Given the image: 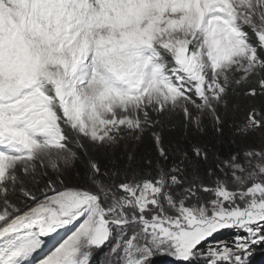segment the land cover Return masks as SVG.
<instances>
[{
	"label": "snow or ice",
	"instance_id": "1",
	"mask_svg": "<svg viewBox=\"0 0 264 264\" xmlns=\"http://www.w3.org/2000/svg\"><path fill=\"white\" fill-rule=\"evenodd\" d=\"M139 3L0 0V264L264 251V0Z\"/></svg>",
	"mask_w": 264,
	"mask_h": 264
},
{
	"label": "rangeland",
	"instance_id": "2",
	"mask_svg": "<svg viewBox=\"0 0 264 264\" xmlns=\"http://www.w3.org/2000/svg\"><path fill=\"white\" fill-rule=\"evenodd\" d=\"M232 2L238 5L240 18L247 20L248 17L246 15V11L249 8L248 0H232ZM215 3H217V0H177L176 15L182 18L183 26L187 27L189 24V18L194 12H198L201 7L207 9L208 7L213 6ZM165 4H167V0L163 3L157 0H148L145 4L146 7L143 9L137 8L138 11H133L132 13L136 16H146L152 14L154 8H159L161 5ZM214 22L217 24L218 28L222 29L224 35L233 36L234 38V34L226 27V25H224L223 21H221L219 18H214Z\"/></svg>",
	"mask_w": 264,
	"mask_h": 264
},
{
	"label": "trees",
	"instance_id": "3",
	"mask_svg": "<svg viewBox=\"0 0 264 264\" xmlns=\"http://www.w3.org/2000/svg\"><path fill=\"white\" fill-rule=\"evenodd\" d=\"M69 134L71 135V132H69ZM120 150L121 149H117V151H120ZM253 264H264V251H260L256 253L254 260H253Z\"/></svg>",
	"mask_w": 264,
	"mask_h": 264
},
{
	"label": "bare ground",
	"instance_id": "4",
	"mask_svg": "<svg viewBox=\"0 0 264 264\" xmlns=\"http://www.w3.org/2000/svg\"><path fill=\"white\" fill-rule=\"evenodd\" d=\"M145 1V2H144ZM148 0H140V3H139V6H137V7H135L133 10H132V12L133 11H135V12H137L138 10H137V8H139V9H143L144 7H146L145 6V4H146V2H147ZM157 1H161L162 3L163 2H165L166 0H157ZM177 1V0H176ZM160 3V2H159ZM146 10V9H145ZM139 16V15H138Z\"/></svg>",
	"mask_w": 264,
	"mask_h": 264
}]
</instances>
